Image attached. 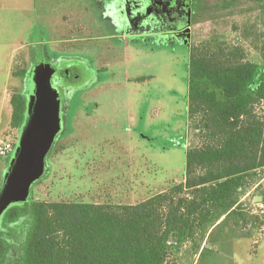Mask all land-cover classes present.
Wrapping results in <instances>:
<instances>
[{
  "label": "rangeland",
  "instance_id": "374dc122",
  "mask_svg": "<svg viewBox=\"0 0 264 264\" xmlns=\"http://www.w3.org/2000/svg\"><path fill=\"white\" fill-rule=\"evenodd\" d=\"M157 2L186 11V28L175 14H151L153 0H0V142L17 146L11 97L26 89L29 102L40 64L94 70L92 83L62 100V129L29 200L136 204L185 182L188 150L210 141L203 114H189L191 47L238 49L264 64V0ZM254 109L264 117L263 102ZM14 151L0 159V185ZM236 195L239 210L174 245L169 262L264 264L263 170ZM22 254L11 241L3 264H21Z\"/></svg>",
  "mask_w": 264,
  "mask_h": 264
},
{
  "label": "trees",
  "instance_id": "16d2710c",
  "mask_svg": "<svg viewBox=\"0 0 264 264\" xmlns=\"http://www.w3.org/2000/svg\"><path fill=\"white\" fill-rule=\"evenodd\" d=\"M200 80L210 86L201 87ZM257 102L264 103V64L245 61L238 49L203 54L192 46L189 114H203L210 141L188 150L185 182L136 204L14 205L0 228V264L11 241L23 247L21 264H172L174 245L238 211L236 194L248 176L264 172V117L255 113ZM11 105V123L19 129L26 89L12 95Z\"/></svg>",
  "mask_w": 264,
  "mask_h": 264
},
{
  "label": "water",
  "instance_id": "95a60500",
  "mask_svg": "<svg viewBox=\"0 0 264 264\" xmlns=\"http://www.w3.org/2000/svg\"><path fill=\"white\" fill-rule=\"evenodd\" d=\"M55 72L49 64L38 67L17 146L0 185V221L10 207L30 199L32 186L46 174L47 156L62 129L60 92L52 82Z\"/></svg>",
  "mask_w": 264,
  "mask_h": 264
},
{
  "label": "flooded vegetation",
  "instance_id": "af4514ba",
  "mask_svg": "<svg viewBox=\"0 0 264 264\" xmlns=\"http://www.w3.org/2000/svg\"><path fill=\"white\" fill-rule=\"evenodd\" d=\"M151 5V8L148 10L153 14L154 10L158 13L166 12L167 14H175L177 16V22H179V27L181 29L186 28L184 25H188L189 14L184 12V10L178 6H175L173 10H167L164 6L162 7L161 3H155ZM156 4V5H155ZM187 6L185 7V9ZM183 10V11H182ZM135 21H137V15L135 16ZM134 22V21H133ZM182 26V27H181ZM59 67L56 70L53 76V84L58 88L60 92L61 103L62 100H65L67 91L72 88L80 87L82 84L92 83L94 81V70L90 66L77 62V61H64L61 60L58 62ZM56 78V79H55Z\"/></svg>",
  "mask_w": 264,
  "mask_h": 264
},
{
  "label": "built area",
  "instance_id": "2783aa9c",
  "mask_svg": "<svg viewBox=\"0 0 264 264\" xmlns=\"http://www.w3.org/2000/svg\"><path fill=\"white\" fill-rule=\"evenodd\" d=\"M16 144L10 141L0 142V159L3 157H8L15 150Z\"/></svg>",
  "mask_w": 264,
  "mask_h": 264
},
{
  "label": "crops",
  "instance_id": "0c3cea01",
  "mask_svg": "<svg viewBox=\"0 0 264 264\" xmlns=\"http://www.w3.org/2000/svg\"><path fill=\"white\" fill-rule=\"evenodd\" d=\"M214 225H215V224H214ZM214 225H213V226H214ZM204 244H205V243H204ZM202 247H203V246H202Z\"/></svg>",
  "mask_w": 264,
  "mask_h": 264
}]
</instances>
